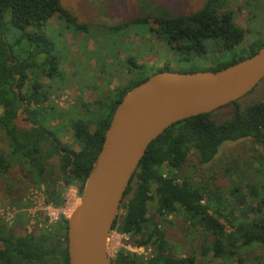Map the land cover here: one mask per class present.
Instances as JSON below:
<instances>
[{
    "label": "trees",
    "instance_id": "trees-1",
    "mask_svg": "<svg viewBox=\"0 0 264 264\" xmlns=\"http://www.w3.org/2000/svg\"><path fill=\"white\" fill-rule=\"evenodd\" d=\"M154 4L137 1L138 14L97 33L103 34L97 51L107 48L104 55L99 52L102 62L97 73L103 74L107 82L125 74L123 70L112 72V64L105 60L106 57L118 58L119 47L125 48L123 39L131 26L142 37L157 36L172 51V60L180 64L195 62L199 57L205 59V63L210 60L213 65L173 69L167 63L148 71L145 65L138 63L137 57L131 56L125 63L126 73H131L132 77L116 87L111 98L101 97L93 105H86L79 98L77 106L59 109L50 98L54 91L42 92L36 83L42 75L55 80L64 77L58 71L60 59L53 53L55 43L46 33V27L50 19L56 17L63 26V33L82 32L90 38L96 36L95 28L79 22L61 0H0V177L9 175L18 163L23 179L44 184L48 202L57 208L63 207L65 193L52 178L57 173L66 187L78 183L83 191L113 113L133 87L151 75L168 70H219L264 46V29L258 28L254 29L255 38L248 47H240L246 31L236 22L231 10L223 9L222 0H204L199 7L183 13ZM259 11H254L253 16L260 24L263 19ZM152 21L156 22V27ZM114 35L119 39L114 40ZM22 44L24 48L17 54L16 49ZM93 53L87 54L101 57ZM88 74L84 69L74 72L86 81ZM26 81L28 84H23ZM24 86L26 93L18 97L14 88ZM96 104H102L98 114ZM23 106L26 118L18 116ZM53 121H64L70 126L79 149L64 147L54 128L67 125L61 123L52 129L47 124ZM46 130L54 138H50ZM245 138H251L264 149V100L252 104L238 100L211 113L178 121L154 140L132 177L120 206L123 213H119L113 226V230L129 235L132 243L143 247L144 251L134 253L121 247L111 258L112 264H198L193 255L176 257L173 254L164 224H173L169 217L176 214H182L185 222L204 228L210 237V245L202 247L203 256L213 252L215 259L228 258L235 259L237 264H250L240 250L252 244L264 247V163L259 164L260 168L255 167V163L250 164L255 167L257 179H250L245 191L241 185L245 168L243 165L235 167L239 180L232 181L230 193L234 199L229 198L220 185L210 184L205 179L198 181V174L189 169L190 162L195 166L210 164L225 143ZM66 149L70 153L63 154ZM54 155L59 156V164L49 162ZM238 163L242 164L240 160ZM232 169L234 167L226 169L227 177ZM151 202L155 204L152 213ZM19 229L16 224L9 226L0 219V264H69L67 217H61L49 231L21 234ZM63 230L66 235L62 241ZM57 239L61 244L56 243ZM149 249L150 255L147 254Z\"/></svg>",
    "mask_w": 264,
    "mask_h": 264
},
{
    "label": "rangeland",
    "instance_id": "rangeland-1",
    "mask_svg": "<svg viewBox=\"0 0 264 264\" xmlns=\"http://www.w3.org/2000/svg\"><path fill=\"white\" fill-rule=\"evenodd\" d=\"M63 5L69 9L79 20V22H85L92 24L96 30V36L87 37L82 32H64L63 26L59 22V19L53 17L50 19L48 26L46 27V33L51 36L55 46L53 53L60 59L59 73L64 76H70L71 83L67 87L52 92L51 96L54 104H57L61 109H70L73 106H77L79 98L86 101H92L98 98H111L113 96L112 91L120 84H126L129 77L132 74L126 73L125 61L131 57H137L138 63L145 65L148 71L151 69H157L159 67L169 64L171 68H188L189 66H196L197 68H203L213 65L209 62L205 63V59L197 58L195 62L186 64L179 63L178 60H172V51L167 49L165 43L157 38V36L148 34L140 36L136 33L135 27L131 26L127 29V34L124 36L123 42L125 48L119 47L118 58H107L105 62L109 65L112 64V72H119L123 70L125 74L120 79L114 78L113 81L107 82L105 76L102 74V94L100 92L85 91L86 82L85 79H74V72L78 69H84L89 73H93L94 77L97 76V67L102 62V56L99 54L105 53V49L98 50L99 43L103 42V34L98 32L105 31L106 27L118 25L131 19L135 14H138L136 9L137 1L139 0H61ZM149 3L154 2L162 8H169L173 12L183 13L190 11L196 7L202 5L204 0H146ZM223 9L231 10L235 14L236 22L245 29L246 37L241 48H247L253 41L254 29H264V1H248V0H222ZM154 4V5H156ZM156 5V6H157ZM260 10V11H259ZM254 11H259L258 15L263 19L261 23L254 20ZM154 27L156 22L152 21ZM52 27V28H50ZM107 31V30H106ZM102 36V37H101ZM115 36V35H114ZM113 36V37H114ZM100 37V38H97ZM118 40L119 36H115ZM98 39V40H97ZM111 45V44H110ZM110 47V46H109ZM240 47H237L239 49ZM24 48L23 44L17 47L16 53L19 54ZM112 48V45H111ZM88 52L96 53L101 57L88 56ZM93 53V54H94ZM104 55V54H103ZM225 57H222L224 59ZM101 60V61H100ZM108 66V65H107ZM101 67V66H99ZM152 67V68H151ZM45 83L46 80L43 79ZM258 100H264V79L257 85V87L243 97L240 102L242 104H252ZM95 103V102H94ZM74 117L76 115L74 114ZM66 127L61 126L54 128L59 139L62 143L74 146L73 132L70 126L66 123ZM58 126L57 122L51 124ZM4 137V136H3ZM79 149L78 146H75ZM242 164H239L238 161ZM49 162L52 164H59V156L54 155ZM255 163V167L260 168V163H264V149L262 146L256 145L251 138H245L237 142L225 143L216 158L208 165L195 166L191 162L189 163V169H192L195 174H198L196 179L203 182V179L207 180L210 184L220 185L229 198L234 199L230 190L232 189V181L239 180L238 171L235 167L243 165L244 178L242 179V190L247 189L246 184L250 179H257L255 167L250 164ZM246 165V166H245ZM228 167H234L226 176V169ZM20 166L17 163L10 174L6 177H0V219L6 222L9 226L16 224L20 227L18 230L21 234L39 233L42 230L49 231L55 225L58 220L52 221L49 216V211L45 209L43 201L48 203V199L45 196L46 186L42 183H31L29 180L23 179L20 171ZM203 174L204 176L202 177ZM52 181L56 186L63 189L65 193V204L63 206V212L67 215L75 209L80 203L82 192L79 189L80 184H73L69 187L65 186V183L58 179V174L52 178ZM44 198V200L42 199ZM155 204L150 203L151 213L153 212ZM123 213V210L121 211ZM239 212V211H238ZM173 219V224H164V228L167 234V238L171 244V248L174 256L185 257L193 255L195 261L198 264H237L235 259L213 257V252L208 255H202L203 245H210V237L206 234L204 228L200 226H194L191 222H185L182 214H176L170 216ZM223 223H226L224 219H221ZM228 230L232 228L227 226ZM109 239V254L112 258L116 251L120 249L122 244H125L124 239L119 236L117 231L112 230ZM66 235L65 231L62 232V241ZM61 241V242H62ZM129 243L133 244L131 239ZM144 251V248L143 250ZM141 251V252H142ZM241 256L250 264L264 263V247L259 244H252L242 248ZM151 249L147 250V254L150 255Z\"/></svg>",
    "mask_w": 264,
    "mask_h": 264
},
{
    "label": "water",
    "instance_id": "water-1",
    "mask_svg": "<svg viewBox=\"0 0 264 264\" xmlns=\"http://www.w3.org/2000/svg\"><path fill=\"white\" fill-rule=\"evenodd\" d=\"M263 79L264 46L215 71L158 72L127 92L106 129L80 203L67 217L69 264H112L110 233L132 177L154 140L178 121L241 100Z\"/></svg>",
    "mask_w": 264,
    "mask_h": 264
},
{
    "label": "flooded vegetation",
    "instance_id": "flooded-vegetation-1",
    "mask_svg": "<svg viewBox=\"0 0 264 264\" xmlns=\"http://www.w3.org/2000/svg\"><path fill=\"white\" fill-rule=\"evenodd\" d=\"M69 77L70 76H68V77L64 76L63 79H61V80H55L53 78H49L46 75H42L41 77H39V79L37 80L36 83L39 84L40 89H41L42 92L46 91L49 94L50 91H57V90H60V89H62L64 87H67L68 84L71 83V79H72V78L68 79ZM101 77H102V75L99 74V73L97 74L96 77H94L93 73H89L88 76H87V78H89V79L87 81L85 80L86 82H89V83L86 84L85 91H93L94 90L97 93L101 91V94H102V79H101ZM43 79L46 80L47 82L45 83V81H43ZM74 79L75 80H79V78L77 76H75ZM80 79H83V78H80ZM18 80H19V77L17 78V81ZM26 83H27V81L23 82V84H26ZM14 89L16 90L18 97L20 96V93L24 95L26 93V90H27V88L25 86L23 88H21V89H17V88H14ZM50 98L52 99V96H50ZM82 100H83V102L86 105H93L94 102H97L99 100V98L97 97L96 99H94L92 101H86L85 99H82ZM53 103H54V101H53ZM56 106L59 109H61L57 104H56ZM24 109H25L24 106L19 109V111H18V116L19 117L26 118V114L24 113ZM92 109H93V107H92ZM95 109H96V113L98 114V112H100V110L102 109V104H96V108ZM54 122H57L58 125H60L61 123H63V124L66 123L64 121H53L52 123H48L47 126L51 127V124H53ZM45 132H46L47 135L50 136V138H54L53 134L49 130H46ZM56 143L59 144L58 141H56ZM73 143H74V146H70V145L64 144V143H62V144L66 148H72L73 150L74 149L76 150L77 148L75 146H78V145L74 141V138H73ZM60 149H62V146H60ZM62 152H63V154L70 153V151L67 150V149L63 150ZM56 243L58 245L61 244L60 240H58V239L56 240ZM63 246H65V245L63 244Z\"/></svg>",
    "mask_w": 264,
    "mask_h": 264
},
{
    "label": "built area",
    "instance_id": "built-area-1",
    "mask_svg": "<svg viewBox=\"0 0 264 264\" xmlns=\"http://www.w3.org/2000/svg\"><path fill=\"white\" fill-rule=\"evenodd\" d=\"M42 199L44 200V198H42ZM43 205H44L45 209H47L49 211V216H51L52 221L59 220L63 216V213H64L63 207L57 208L50 202H48L46 205L45 200L43 201ZM118 235L121 236L125 242V244H122L121 247L126 248L130 252L141 253V251L143 250V247H138L134 244L129 243L128 242V240L130 239L129 235H127V234H118ZM110 236H111V234H110Z\"/></svg>",
    "mask_w": 264,
    "mask_h": 264
},
{
    "label": "crops",
    "instance_id": "crops-1",
    "mask_svg": "<svg viewBox=\"0 0 264 264\" xmlns=\"http://www.w3.org/2000/svg\"><path fill=\"white\" fill-rule=\"evenodd\" d=\"M59 208H62V207H59ZM63 216H64V217H68L69 215H67V214L64 212V213H63ZM63 216H62V217H63Z\"/></svg>",
    "mask_w": 264,
    "mask_h": 264
}]
</instances>
